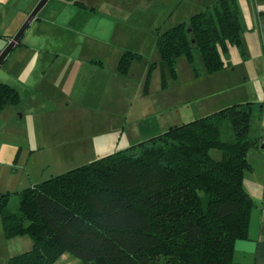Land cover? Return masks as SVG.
Returning <instances> with one entry per match:
<instances>
[{"label": "trees", "instance_id": "obj_1", "mask_svg": "<svg viewBox=\"0 0 264 264\" xmlns=\"http://www.w3.org/2000/svg\"><path fill=\"white\" fill-rule=\"evenodd\" d=\"M241 30L236 0H216L159 32L156 46L172 73L180 56L193 62L194 51L212 73L225 66L229 45L241 47ZM140 58L125 50L118 73ZM19 100L0 82V112ZM253 109V102H238L170 125L17 192L16 211L2 199L4 234L33 238L32 248L7 264H55L65 252L81 264H233L253 204L244 186L248 153L259 146Z\"/></svg>", "mask_w": 264, "mask_h": 264}, {"label": "rangeland", "instance_id": "obj_2", "mask_svg": "<svg viewBox=\"0 0 264 264\" xmlns=\"http://www.w3.org/2000/svg\"><path fill=\"white\" fill-rule=\"evenodd\" d=\"M183 2L185 7L190 0ZM236 3L242 45L229 46L223 56L225 66L212 73L205 70L198 51L193 52V62L185 55L180 56L174 73L161 62L156 36L180 20L188 21L191 11L184 9L169 13L165 17L166 27V20L161 25L150 26V16L137 21L134 27L132 22L121 18H126L128 10L121 11L120 19L125 23L114 28L110 40L107 34L112 25L102 23L106 35L98 36L97 30V39L92 31L95 27H89L87 36L76 34L70 39L64 32L52 42L39 41L42 48L70 46L82 53V58L86 54L103 60L100 85L97 83L93 88L98 96L86 97L84 103L79 96L68 108L57 96L51 98L48 108L40 106V102H49L50 98L44 89L48 85H43L50 79V71L45 66H40L38 75L34 73L32 77L31 73L26 83L29 88L22 87L27 56L21 49L14 50L0 68V82L10 83L21 97L20 104L7 106L0 112V202L5 199L7 209L16 211L17 192L147 140L170 125L211 114L236 102L251 101L261 106L264 102V26L258 27L256 18L253 20L260 0H236ZM155 4L151 3L152 11ZM125 48L138 52L141 58L133 61L126 73L118 74L119 56ZM67 62L62 63L61 71L69 66ZM222 127L225 134L228 124L224 122ZM256 127L254 114L252 134ZM211 154L220 157L215 150ZM32 246L33 238L28 233L7 237L0 216V264H7L10 257ZM65 255L70 258L59 259L55 264H81L71 253Z\"/></svg>", "mask_w": 264, "mask_h": 264}, {"label": "crops", "instance_id": "obj_3", "mask_svg": "<svg viewBox=\"0 0 264 264\" xmlns=\"http://www.w3.org/2000/svg\"><path fill=\"white\" fill-rule=\"evenodd\" d=\"M38 1L0 0V53L11 41L13 35L23 24ZM183 1L48 0L30 22L7 56L9 57L17 49L26 52L27 61L24 64L27 71H24L27 73L24 72L23 74L25 76V83L21 82L22 85L24 84L22 87L25 89L30 87L26 83H29L28 78H30L31 73L33 77L34 73L38 75L39 69L42 66L47 67V70L50 71V79L46 83H43V85H48V88L46 89L45 86L44 89L48 91V97L50 98L49 102H40V106L48 108L49 103L52 102L51 98L57 96L62 98L64 102L62 104L65 108H68L72 102L76 103L79 96L82 98L83 103L86 97L89 99L90 97L95 98L98 96V93L93 88L96 87L97 83L100 85L98 79H101L100 74L104 67L103 60L94 56H86V54L82 58L83 54L79 53L77 49H70V46H66L68 48L63 49H52L50 46L42 48V46L39 47V41L45 42L48 40L52 42L54 38H58L64 32L67 33L70 39H73L76 34L87 36L89 34L86 30L89 27H95L92 31L95 33L94 38L97 39V30L100 31L98 36L103 37V35H106L102 23L112 25L107 34L109 35L108 40H110L112 39L114 28H118L120 23H125V21L120 19L121 11L128 10L127 19L125 17L121 18L132 22L134 27L137 21L143 19L145 16H150L152 20L150 26H154L161 25L166 20L165 17L177 8L191 11V16L196 12L206 9L216 0H190L192 3H186L185 7H183ZM151 3H157L155 4L154 11L151 10ZM124 4L126 7L123 6ZM256 6L257 12L253 20L256 18L258 27L264 26V0H260V4L257 3ZM183 21L180 20L179 22ZM167 25L168 20L164 22V26L166 27ZM255 40L258 42L257 37ZM262 40H264L263 36ZM123 50L133 49L125 48ZM7 58L3 60L0 68ZM66 60H68L69 66L61 71V65ZM116 73H118L117 69ZM82 85H84V88L81 89ZM87 85H90V87L88 86L87 88ZM20 103L21 97L16 105ZM254 114L257 119V127L253 135L259 138V146L251 149L248 153L247 157L250 167L244 173V186L251 196L253 204L248 216L246 236L236 240L234 243L233 264H264V148L260 147L261 143L264 142V102H262L261 106L254 103L253 116ZM18 115L21 118V114ZM65 253L56 261L70 258L66 257L68 255H65Z\"/></svg>", "mask_w": 264, "mask_h": 264}, {"label": "water", "instance_id": "obj_4", "mask_svg": "<svg viewBox=\"0 0 264 264\" xmlns=\"http://www.w3.org/2000/svg\"><path fill=\"white\" fill-rule=\"evenodd\" d=\"M48 0H39L35 7L32 9L28 17L25 19L23 24L20 26V28L17 30V32L13 35L11 41L4 47V49L0 53V65L2 64L3 60L6 58L8 53L10 52L11 48L15 45V43L20 39L23 32L27 29L30 22L33 20V18L36 16V14L44 7ZM261 148H264V142L260 145Z\"/></svg>", "mask_w": 264, "mask_h": 264}]
</instances>
